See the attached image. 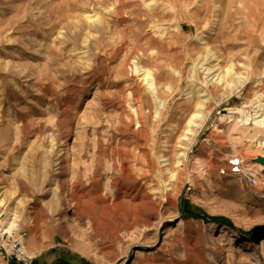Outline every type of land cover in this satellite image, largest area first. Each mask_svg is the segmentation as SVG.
<instances>
[{
	"label": "rangeland",
	"instance_id": "rangeland-1",
	"mask_svg": "<svg viewBox=\"0 0 264 264\" xmlns=\"http://www.w3.org/2000/svg\"><path fill=\"white\" fill-rule=\"evenodd\" d=\"M258 99L264 0H0L1 230L29 264H264V200L219 175L264 153L221 118Z\"/></svg>",
	"mask_w": 264,
	"mask_h": 264
},
{
	"label": "bare ground",
	"instance_id": "bare-ground-1",
	"mask_svg": "<svg viewBox=\"0 0 264 264\" xmlns=\"http://www.w3.org/2000/svg\"><path fill=\"white\" fill-rule=\"evenodd\" d=\"M86 18L88 20H91L93 17L91 18V17L87 16ZM92 23H94V20L92 21ZM135 73H138L137 67L135 68ZM227 73L229 74V72H227ZM141 80L144 82V85L146 86L145 89L150 91V93L155 90L154 77L152 76V74L149 70L143 71ZM215 80H217V79H215ZM220 80H222V78L218 79V82H220ZM238 84H239V88L243 87L241 82ZM235 86H237V85H235ZM237 92L239 93L240 89H238ZM261 96H259V97H261ZM262 97H261V99H262ZM204 101L201 100L196 104V108L198 109V111H196L192 115L191 119L189 120V126H188L189 129L187 130V132L191 136H194L195 132H194V130L190 129V127L194 128V129H198L202 126V123L205 121L206 116L201 112V109L204 108V104H205ZM256 102L258 103V105L255 106L256 111H255V116L253 118L248 116V111H247L248 105L247 106L246 105H238V106L229 107V108L224 110V114L222 115L221 118L223 120L224 119L227 120L229 123L228 127H227V131L230 132L228 138H229V140H231V142L234 146L241 145V144H243V142H247V144H249L252 147V145L254 143H256L257 148H259V150L261 151L264 148V104L261 103V101L259 99ZM137 107H139L141 109L140 104ZM140 112L141 111L138 112L137 110H133V114L136 116L137 119L140 118V116H142L140 114ZM233 134H236V135L234 136ZM257 152L259 153V155L264 156V153H262V152L260 153L259 151H257ZM247 154H250V153L247 152ZM201 163H202L201 158H196V160L194 162V166H196V168H199L201 166ZM253 166L257 170L262 169V166L260 164L255 165V163H254ZM257 166H258V168H257ZM143 177H146V175ZM0 197H1V195H0ZM144 201H146V200H144ZM3 202H4L3 199L0 200V208L3 205ZM16 213H18V212L15 211L13 213V215H15ZM15 217L16 216H14V219L10 218L9 222H6V227H7L6 233L11 232V230H13L17 226L15 223V221H16ZM260 243H261L260 245L255 243L254 247H257V248L264 247V238H262V240H260Z\"/></svg>",
	"mask_w": 264,
	"mask_h": 264
},
{
	"label": "built area",
	"instance_id": "built-area-1",
	"mask_svg": "<svg viewBox=\"0 0 264 264\" xmlns=\"http://www.w3.org/2000/svg\"><path fill=\"white\" fill-rule=\"evenodd\" d=\"M261 170H257L253 163H248L241 156L231 155L227 158L225 167L219 169V175L236 177L246 188L264 200V178L260 175ZM4 238L7 242L4 241ZM22 245V238H13L11 234H6L0 228V256L3 259L29 264L31 255Z\"/></svg>",
	"mask_w": 264,
	"mask_h": 264
},
{
	"label": "water",
	"instance_id": "water-1",
	"mask_svg": "<svg viewBox=\"0 0 264 264\" xmlns=\"http://www.w3.org/2000/svg\"><path fill=\"white\" fill-rule=\"evenodd\" d=\"M264 150V148H263ZM252 163L260 164L262 166V170L260 171L261 177L264 178V156H258L252 160Z\"/></svg>",
	"mask_w": 264,
	"mask_h": 264
}]
</instances>
